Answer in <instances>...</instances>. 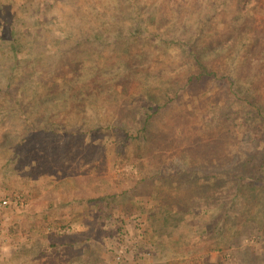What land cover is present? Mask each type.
I'll return each mask as SVG.
<instances>
[{
    "label": "rangeland",
    "instance_id": "obj_1",
    "mask_svg": "<svg viewBox=\"0 0 264 264\" xmlns=\"http://www.w3.org/2000/svg\"><path fill=\"white\" fill-rule=\"evenodd\" d=\"M188 47L217 75L186 83ZM58 87L98 100L36 102ZM263 159L264 0H0V264H264V181L236 179Z\"/></svg>",
    "mask_w": 264,
    "mask_h": 264
},
{
    "label": "trees",
    "instance_id": "obj_2",
    "mask_svg": "<svg viewBox=\"0 0 264 264\" xmlns=\"http://www.w3.org/2000/svg\"><path fill=\"white\" fill-rule=\"evenodd\" d=\"M134 34V33H133ZM129 46H133V43L131 42L129 44ZM189 50V58H188V54H187V58H186V62L194 69L195 74H192L190 76L187 77V81L186 83H191L194 80H201L202 78L205 77H212L217 75V72L213 69H211L209 66H207V64L199 57V53L197 51L192 50V48L188 47L186 48V53H188ZM185 53V54H186ZM110 57L107 58H99L98 59V63L96 65V67L99 68V70L97 71L96 69L93 71V73H99V77H101L100 81L102 83H113L116 82V77H111V72H108L109 69L111 68V61L109 60ZM79 58H72V61L70 64H68L71 67V72L73 73L74 76H77L78 69H76V67H78L79 65ZM104 60V61H102ZM174 61V60H172ZM73 62V64H72ZM124 67L121 68V73L122 76L119 77L118 76V80L119 82L124 83V85H126L128 83L129 79V74L128 73H132L133 68H135V65L128 62L127 60L124 63ZM141 63L138 62L137 65ZM169 69H173L172 67H169ZM169 69H166L169 70ZM13 70H15V68H13ZM160 70V69H159ZM166 71L164 73H166ZM65 73V72H64ZM127 73V74H126ZM163 73V74H164ZM3 78V77H2ZM5 78V76H4ZM7 79V81H6ZM89 79V78H88ZM163 79V76H162ZM19 79L16 76V73H10L9 71L6 72V78H5V87H6V93L7 91H11L12 89L14 90V92H16V90H18V86L16 84V81H18ZM165 89V88H164ZM52 94H46V95H41L40 97L36 98V102L37 103H41V106L43 104H47L49 107V102L52 103L53 101H57L60 100L62 98H64V103L69 102L70 100L73 102H79L80 100H93L94 103L98 100V95L99 93H92L90 92L88 94V97L85 98L83 97L82 93H78L77 95L74 94L75 91H71V90H64L63 91V87L62 88H57L54 92L50 91ZM64 92V93H62ZM9 94V93H7ZM171 94V95H169ZM76 95V96H75ZM141 95H144V99L141 102V107L138 109V113H137V124H139V132L142 134H145L148 130L149 127L151 126V123L153 120L156 119V116L159 115L158 112H160V109L163 106H166L167 103L169 101H171V99H173V97L178 95V89H172L171 92H163V91H158L157 93H155L154 91H145L142 92ZM248 97V96H246ZM245 96H243V98H246ZM245 100L246 103L248 104H252L253 102L254 104L257 103V98L254 96H251V98H247V99H243ZM33 101V99H32ZM62 101H59L58 103H60ZM29 104V103H28ZM28 104L26 103V101L22 100L20 101L17 110L20 111V114L27 117V115H29L28 113ZM257 105V104H256ZM56 108L57 106H51L50 109L48 111H46L47 114H51V113H55L56 112ZM259 118L262 116V109L257 106V108H255ZM256 160V159H255ZM252 167H250V173L246 174H240V176L236 175V179H240V180H245V184L248 185V189L250 190L251 193L255 192V189L258 188V184L262 181H264V177L262 178V175H264V159L263 160H259V161H254L253 163L251 162Z\"/></svg>",
    "mask_w": 264,
    "mask_h": 264
},
{
    "label": "built area",
    "instance_id": "obj_3",
    "mask_svg": "<svg viewBox=\"0 0 264 264\" xmlns=\"http://www.w3.org/2000/svg\"><path fill=\"white\" fill-rule=\"evenodd\" d=\"M6 204H7L6 200L0 201V209L4 208Z\"/></svg>",
    "mask_w": 264,
    "mask_h": 264
},
{
    "label": "crops",
    "instance_id": "obj_4",
    "mask_svg": "<svg viewBox=\"0 0 264 264\" xmlns=\"http://www.w3.org/2000/svg\"><path fill=\"white\" fill-rule=\"evenodd\" d=\"M0 250H1V247H0ZM0 254H1V251H0Z\"/></svg>",
    "mask_w": 264,
    "mask_h": 264
}]
</instances>
